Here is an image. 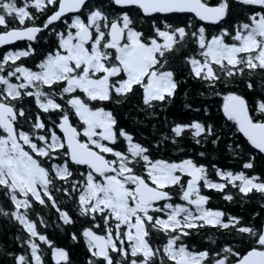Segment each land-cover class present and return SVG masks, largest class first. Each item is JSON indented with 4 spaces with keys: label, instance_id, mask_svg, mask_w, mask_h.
Instances as JSON below:
<instances>
[{
    "label": "snow or ice",
    "instance_id": "obj_1",
    "mask_svg": "<svg viewBox=\"0 0 264 264\" xmlns=\"http://www.w3.org/2000/svg\"><path fill=\"white\" fill-rule=\"evenodd\" d=\"M46 31L54 42L26 64ZM18 40L28 43L0 54V216L26 233L14 237L19 252L4 253L13 264H47L41 242L55 264H73L30 218L37 203L63 225L84 218L70 239L83 240L86 264H264V204L245 220L209 207L203 191L264 196V0H0V46ZM189 80L204 91L185 90V109L199 116L208 108L195 107L198 97L222 96L224 116L251 145H227L243 153L239 170L201 162L205 152L164 155L186 136L224 142L207 119H170ZM125 105L133 124L122 126ZM204 227L221 242L192 243Z\"/></svg>",
    "mask_w": 264,
    "mask_h": 264
},
{
    "label": "trees",
    "instance_id": "obj_2",
    "mask_svg": "<svg viewBox=\"0 0 264 264\" xmlns=\"http://www.w3.org/2000/svg\"><path fill=\"white\" fill-rule=\"evenodd\" d=\"M211 2H215V0H211ZM44 18V16H40V20H43ZM180 19H184V17H180ZM145 26L147 27V22L145 23ZM210 30L216 31L217 29L213 26L210 27ZM44 35L47 37V40L41 39L38 42H33V47L37 49L36 53L30 58H22L25 59L26 64L32 65L33 63L38 62L42 54L49 50L50 45L54 42V36L51 32L46 31ZM27 43V41L18 42L14 44L13 49L23 48ZM8 50L9 47H5L0 50V54ZM184 54L185 52L182 49L177 52L174 57V62L178 68L181 67V58ZM182 74L186 75V70ZM239 89L241 91L244 90V85L242 82L240 83ZM185 90H188L190 93H196L204 91V88L197 81L189 80L188 83L178 91L177 98L175 99L173 105L170 106L169 111L170 113L174 114L173 116H170V119H177L181 121H187L192 118L207 119L216 125L217 128L223 129L224 142L218 146L207 144L202 147L200 145H196L190 136H186L185 139L179 144L180 151H177L173 148L168 152H165L164 155L167 156L170 154L173 158H182L184 154L196 157L198 153L205 152V157L201 159V162H210L211 164H215L217 167L222 169L239 170L243 164V153L236 155L227 147V145L233 140L241 143L242 146L246 145L247 148H251V145L247 144V140L242 134L235 133L232 122L227 121V118L224 116L222 111V96L205 95L198 97L199 102L195 105V107L199 108L202 103L207 106L208 111L207 113H204L203 109L201 108L200 115L195 116L191 110L185 109L184 107ZM249 95L251 96L252 93H249ZM25 103L30 104L31 99L26 100ZM132 103L135 104L136 101H133ZM130 109L131 105H125L119 109L122 117V126L133 124V121L127 119V117L124 116V113ZM141 131H143V129H141ZM148 131H151V129L149 128ZM145 135H147V132ZM256 171L259 172L261 169L258 167ZM209 174L213 179H220L219 177L214 176L211 169L209 170ZM226 190L232 191L234 193L233 201H227L223 199V194L219 191L213 189H204V194L210 197L208 206L220 208L226 213H231L233 215H241L245 220H251V214L253 212L261 211V205L264 204V196L261 194L256 192L249 193L247 196L235 194V189H232L230 185ZM60 202L70 210L75 218V203L65 197H61ZM0 205L4 207L8 206L6 198L2 194H0ZM37 213H39V215H37ZM40 217H43L47 223H39ZM30 218L38 222V230L46 233L49 239H51L56 246L66 247L70 250L73 264H86L89 254L83 240L81 239L78 241H72L70 239V232L80 229L81 224L85 222L84 218L77 219V222L72 226L63 225L62 222L58 220L54 210L50 211L48 208L40 206L38 203L35 206L34 211L30 213ZM18 234L21 236L26 235V233L22 231L21 227L17 223L9 221L5 217L0 216V245L3 246V251H0V264H13L12 258L5 255L4 253L7 251L19 252L21 250L20 243L14 239V237ZM209 235H212L214 238H216L217 244H219L223 239L221 234L217 232L215 228L204 227L199 231V233H193L191 236V242L196 244L197 247H214L212 242L207 239ZM41 247L45 251V259L47 264H55V261L51 259V255L47 246L41 242Z\"/></svg>",
    "mask_w": 264,
    "mask_h": 264
},
{
    "label": "water",
    "instance_id": "obj_3",
    "mask_svg": "<svg viewBox=\"0 0 264 264\" xmlns=\"http://www.w3.org/2000/svg\"><path fill=\"white\" fill-rule=\"evenodd\" d=\"M22 41H26V40H18V41L12 42V44H10V45L0 46V50L3 49V48H5V47L12 46V45H14V44H16L18 42H22Z\"/></svg>",
    "mask_w": 264,
    "mask_h": 264
},
{
    "label": "flooded vegetation",
    "instance_id": "obj_4",
    "mask_svg": "<svg viewBox=\"0 0 264 264\" xmlns=\"http://www.w3.org/2000/svg\"><path fill=\"white\" fill-rule=\"evenodd\" d=\"M9 48H14V45H12V46H9Z\"/></svg>",
    "mask_w": 264,
    "mask_h": 264
}]
</instances>
